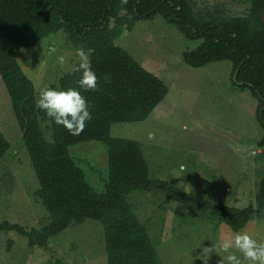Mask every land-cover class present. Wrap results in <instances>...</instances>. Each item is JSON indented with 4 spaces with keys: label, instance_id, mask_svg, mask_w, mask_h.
I'll use <instances>...</instances> for the list:
<instances>
[{
    "label": "rangeland",
    "instance_id": "374dc122",
    "mask_svg": "<svg viewBox=\"0 0 264 264\" xmlns=\"http://www.w3.org/2000/svg\"><path fill=\"white\" fill-rule=\"evenodd\" d=\"M188 1L193 13L206 20L246 16L250 8L246 0ZM202 43L184 37L160 14L125 28L115 41L169 89L146 120L117 123L111 130L114 138L140 143L150 179L158 183L151 192L130 193L127 201L145 226L161 264H203L197 257L203 248L236 232L264 243V209L238 231L211 211V206L257 207L264 178V149L259 146L264 131L256 118L259 101L235 84L231 62L200 68L186 64L184 53ZM80 48L84 49L81 43L60 31L19 51L25 54L21 58L18 53V60L36 86L37 100L43 89L58 84L78 66ZM61 55L67 59L64 65L58 61ZM0 131L10 143L0 159V221L41 230L51 217L35 195L39 180L1 77ZM44 131L49 137L45 126ZM70 154L93 189L104 192L109 182L107 146L85 142L70 147ZM162 186L199 196L198 202L170 200ZM222 256L219 251L211 253L207 264H219ZM0 264H108L104 225L95 220L72 225L53 237L47 249L31 247L29 239L15 231L0 232Z\"/></svg>",
    "mask_w": 264,
    "mask_h": 264
},
{
    "label": "trees",
    "instance_id": "16d2710c",
    "mask_svg": "<svg viewBox=\"0 0 264 264\" xmlns=\"http://www.w3.org/2000/svg\"><path fill=\"white\" fill-rule=\"evenodd\" d=\"M246 2L250 5L246 16L219 15L206 20L193 13L188 0H0V77L39 180L35 195L51 217L48 226L32 231L0 221V232L15 231L27 237L31 247L47 249L51 239L68 227L95 220L105 228L108 264H161L145 226L127 201L130 193L151 192L158 183L150 179L140 143L114 138L111 130L117 123L146 120L169 89L115 41L125 28L158 14L187 39H202L195 51L184 53L186 64L200 68L212 62H231L235 84L259 101L256 118L264 131V0ZM60 31L90 52L97 76L96 90L79 89L92 118L78 135L57 125L38 107L36 86L18 60L21 49ZM80 77V72H72L50 87L79 88ZM91 141L108 148L109 182L104 192L93 189L70 154V147ZM259 146L264 149V136ZM9 148L0 131V159ZM162 187L170 200L198 202L199 196ZM256 201V208L211 206V211L238 231L264 209V178Z\"/></svg>",
    "mask_w": 264,
    "mask_h": 264
},
{
    "label": "clouds",
    "instance_id": "9594fccd",
    "mask_svg": "<svg viewBox=\"0 0 264 264\" xmlns=\"http://www.w3.org/2000/svg\"><path fill=\"white\" fill-rule=\"evenodd\" d=\"M18 53L21 58L25 55L23 52ZM76 55L79 57V64L73 67L72 71L81 73L78 81L79 88L58 90L46 87L41 91L37 101L38 107L46 113L47 117L57 125L64 126L73 135L82 132L85 123L92 118L88 102L79 89L94 91L97 88V76L92 69L89 54L80 48L76 50ZM58 61L61 65L67 63V59L63 55L58 57ZM180 167L183 170L184 166ZM218 251L223 253L219 264H245V262L247 264H264V243L247 233L236 232L230 238L213 243L210 248H203V255L197 257L203 261V264H207L209 255L217 254Z\"/></svg>",
    "mask_w": 264,
    "mask_h": 264
}]
</instances>
